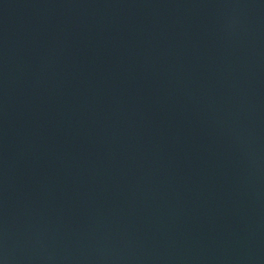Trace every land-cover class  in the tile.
Masks as SVG:
<instances>
[{
	"label": "water",
	"instance_id": "95a60500",
	"mask_svg": "<svg viewBox=\"0 0 264 264\" xmlns=\"http://www.w3.org/2000/svg\"><path fill=\"white\" fill-rule=\"evenodd\" d=\"M2 264H264V0H0Z\"/></svg>",
	"mask_w": 264,
	"mask_h": 264
},
{
	"label": "clouds",
	"instance_id": "9594fccd",
	"mask_svg": "<svg viewBox=\"0 0 264 264\" xmlns=\"http://www.w3.org/2000/svg\"><path fill=\"white\" fill-rule=\"evenodd\" d=\"M0 264H2V262H0Z\"/></svg>",
	"mask_w": 264,
	"mask_h": 264
}]
</instances>
